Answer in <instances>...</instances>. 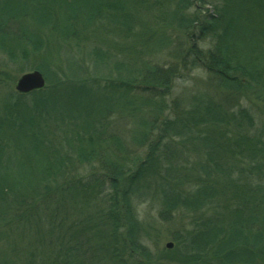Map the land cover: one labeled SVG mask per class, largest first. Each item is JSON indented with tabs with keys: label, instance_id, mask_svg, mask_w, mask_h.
Masks as SVG:
<instances>
[{
	"label": "trees",
	"instance_id": "obj_1",
	"mask_svg": "<svg viewBox=\"0 0 264 264\" xmlns=\"http://www.w3.org/2000/svg\"><path fill=\"white\" fill-rule=\"evenodd\" d=\"M196 1L0 0V52L22 72L37 69L46 77L42 89L0 99V241L6 242L0 264H129L134 255L146 258L133 201L148 196L143 190L161 188L178 190L153 193L163 214L184 209L191 216L172 260L264 264V140L248 131L253 119L246 110L236 114L227 107L236 95L264 102V0H216L209 18L189 13ZM170 30L183 37L172 64L148 63L169 49ZM209 36L208 49L195 40ZM113 58L114 68L106 65ZM187 64L213 75L225 98L194 95L187 110L169 118L166 95ZM94 89H114L132 100L122 106L109 95L96 103ZM116 115L139 127L133 139L147 147L144 158L130 156L110 131ZM170 137L199 156L190 142H204L200 173L174 174V144L165 142ZM12 167L16 174L2 175ZM192 184L189 192L179 189ZM53 201L93 213L70 223L76 233L69 238L54 237L64 219L49 210ZM43 216L51 227L37 240L39 248L11 242L17 226L41 223ZM85 231L92 235L83 236Z\"/></svg>",
	"mask_w": 264,
	"mask_h": 264
},
{
	"label": "rangeland",
	"instance_id": "obj_2",
	"mask_svg": "<svg viewBox=\"0 0 264 264\" xmlns=\"http://www.w3.org/2000/svg\"><path fill=\"white\" fill-rule=\"evenodd\" d=\"M197 0L195 3V7L189 10L190 14L196 13L200 14L203 18L210 17L209 14L214 12V6L216 4V0ZM171 36L172 43L169 46V49L165 52H161L154 57H148L145 60L151 64H158L160 66H169L172 64L173 57L171 56L173 49L178 45L179 40H183L182 32L177 30L168 31ZM198 35V32L196 33ZM108 43H112L108 36H106ZM195 40L199 46L204 49H208L212 46V38L206 37L203 39H199L195 37ZM124 46L128 47L127 44ZM184 46H188L187 42H184ZM117 58H113V61L106 64L114 68V62ZM58 61L53 63V67L56 69ZM64 65H67V62L64 61ZM60 66V65H59ZM104 67V65H103ZM180 73L175 77L171 83V87L166 95V100L168 102L169 111L166 114H170L169 118H175L177 116V112L181 110H187L189 108L188 99L194 95L205 94L212 95L218 101L225 98L224 92H222L219 88L213 83L214 76L205 71L201 67L192 68L191 65L187 64L186 66L180 67ZM21 70H19L18 66L12 64L8 61L6 56L0 52V99L6 96L7 94L15 93V85L17 79L23 74ZM112 96L114 103H129L132 100L131 95H127L126 97L119 93L117 90H112L110 92L104 91L102 89H94L92 93V97L96 99V103L103 101L108 96ZM118 97L121 98L120 102L117 101ZM234 100H230L227 104V107L230 111L238 114L239 110H246L248 114L253 119L252 128L248 131L250 134H260L264 140V102L261 100L254 99V97L250 95L244 96H234ZM179 105L175 108V106ZM204 115V111H200L199 117ZM112 125L110 131L116 133L121 140L124 142L128 151H130V156L136 157L141 156L145 157L147 153V147H140L136 145L133 139V134L138 135L140 132L137 124H133L129 117L127 118H118V115L112 117V121L110 123ZM64 127H67V123H64ZM133 132V133H132ZM166 144H174L169 150V153L173 156L172 163H174V174H185L187 173L190 176H194L196 173H200L202 165H205V157H204V142L203 141H194L190 142L192 146H195L196 149L201 151V155L199 156L187 143L182 144V139L179 137H170L165 140ZM214 145H220V143H211ZM164 147V146H163ZM188 147V148H186ZM218 148V147H217ZM216 148V149H217ZM165 148H163L164 150ZM180 158V159H178ZM177 159L180 163L185 164L187 166L186 169H181L177 164ZM209 165V164H208ZM210 167V165L208 166ZM16 174L17 171L15 169L10 168L7 172H3L2 175L6 176V174ZM186 174V175H187ZM192 186H184L182 188L177 187V189H181L182 191L191 190ZM153 190H143L145 194H148L147 197H135L133 201V207L135 209L136 215L140 221V223L144 227V231L141 232L140 241L143 245L146 246L148 251V256L146 258L140 255H134L133 257H129V264H136L140 261H143V264H179L178 262L171 259L176 253L179 252V237L182 233H185L187 230L191 228V216L189 212L184 209H179L173 213L163 214L162 205L160 200H158L157 196L153 193H157L160 197V192L165 190L168 191H178L176 188L171 190L170 188H164L157 191ZM54 211V214H58L60 219H64V222L61 228H56L52 231V235L54 237H64L69 238L71 235L75 234L76 231L69 229L70 223L77 219L80 216L87 217L90 213H93V208H85L83 209L80 205H68L63 203L57 204L55 201L49 206V210ZM58 220V221H59ZM49 220L43 216L41 223H34L31 226L21 225L17 226L13 235L11 236L12 241H25L24 243H20V246H25V243L29 241V243L40 247L38 245L37 240L39 238H45L48 236L47 232H49L51 225H49ZM87 226L82 225V228ZM91 231H85L83 236H91ZM168 242L173 243L172 248H167L166 244ZM6 242L4 240L0 241V248L4 247Z\"/></svg>",
	"mask_w": 264,
	"mask_h": 264
},
{
	"label": "water",
	"instance_id": "obj_3",
	"mask_svg": "<svg viewBox=\"0 0 264 264\" xmlns=\"http://www.w3.org/2000/svg\"><path fill=\"white\" fill-rule=\"evenodd\" d=\"M45 85L46 77L44 74L40 70L34 69L21 74V76L17 79L15 90L18 93L28 94L34 90L44 88ZM166 247L172 248L173 243L168 242Z\"/></svg>",
	"mask_w": 264,
	"mask_h": 264
}]
</instances>
